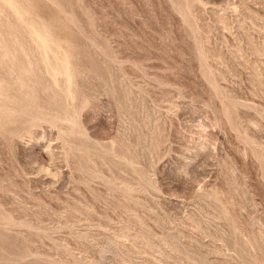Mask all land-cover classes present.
<instances>
[{"label":"rangeland","instance_id":"374dc122","mask_svg":"<svg viewBox=\"0 0 264 264\" xmlns=\"http://www.w3.org/2000/svg\"><path fill=\"white\" fill-rule=\"evenodd\" d=\"M0 264H264V0H0Z\"/></svg>","mask_w":264,"mask_h":264}]
</instances>
